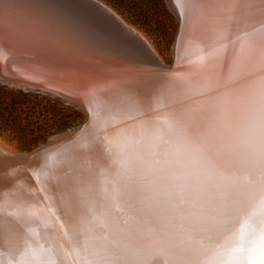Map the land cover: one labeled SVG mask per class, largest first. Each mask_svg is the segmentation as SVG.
I'll list each match as a JSON object with an SVG mask.
<instances>
[{
  "label": "clouds",
  "instance_id": "1",
  "mask_svg": "<svg viewBox=\"0 0 264 264\" xmlns=\"http://www.w3.org/2000/svg\"><path fill=\"white\" fill-rule=\"evenodd\" d=\"M55 4L0 0V72L62 77L83 111L54 155L0 139V249L21 264L29 240L54 246L48 264H247L235 249L264 235V0H194L166 71L128 63ZM133 75L146 87L128 114Z\"/></svg>",
  "mask_w": 264,
  "mask_h": 264
},
{
  "label": "snow or ice",
  "instance_id": "2",
  "mask_svg": "<svg viewBox=\"0 0 264 264\" xmlns=\"http://www.w3.org/2000/svg\"><path fill=\"white\" fill-rule=\"evenodd\" d=\"M229 2H236V0H229ZM178 6L183 8V21L186 16L190 15V11L194 6V0H176ZM55 7L66 15L75 18L88 28L104 42L118 50L128 63L149 70L156 68H163L165 71L170 65H160L154 54L151 53L146 43L142 42V38L132 39L129 35L115 24L107 16L95 13L89 6L88 0H56ZM185 27L183 35L181 36L180 45L183 55L178 58V63L182 61L186 54V39ZM3 55V54H0ZM24 79L39 82L38 77H23ZM6 85L15 84V81L5 80ZM19 87V85H17ZM96 87L107 90L112 87L109 82H102ZM146 87V82L139 76H130L120 85L119 88V107L125 113L135 114L140 111L141 104L139 96L141 91ZM28 91L27 88L23 89ZM74 107V105H70ZM101 115L104 114L103 108H100ZM49 141L44 147L36 151V156L40 157L44 153L54 155L60 144L54 149H49ZM33 159V157H30ZM19 173V168L13 166L8 169L10 176H16ZM246 236V226H242L241 240ZM237 252H244L247 256V264H264V235L255 243L248 244L246 247L240 246L235 249ZM25 253L30 258V264H48L50 257H55V249L52 244L38 245L29 240ZM0 264H21L19 255L13 249H0ZM53 264L55 262L53 261Z\"/></svg>",
  "mask_w": 264,
  "mask_h": 264
},
{
  "label": "rangeland",
  "instance_id": "3",
  "mask_svg": "<svg viewBox=\"0 0 264 264\" xmlns=\"http://www.w3.org/2000/svg\"><path fill=\"white\" fill-rule=\"evenodd\" d=\"M88 4L95 13L107 16L115 24L116 20H118L124 26L137 30V32L139 31L138 33H141L155 49V51L159 53L158 55H160L163 59V62L165 61L164 63L168 65L172 63V46L178 33L179 20L171 11L170 7H168L169 5H167V0H88ZM101 4L113 10L121 18V20L123 19L122 21L124 22L119 20L114 14H111L109 10L107 11V9ZM129 37L136 39L131 35H129ZM143 41L146 43L145 40ZM44 97L58 103L57 106H53L48 105L47 102H43L42 107H45V111H57L61 114V116L65 114L66 116L73 118L76 116L74 112H77V114H79V118H75V123L82 122L83 113L79 110L52 97ZM67 129H69V127ZM67 129L54 133L51 136L65 132ZM51 136H49L46 140H48ZM0 139L7 140L9 142L17 141L19 146L26 152L39 147L46 141H41L34 147L27 149L24 148L25 145H23L18 139H13L5 134L0 135Z\"/></svg>",
  "mask_w": 264,
  "mask_h": 264
},
{
  "label": "trees",
  "instance_id": "4",
  "mask_svg": "<svg viewBox=\"0 0 264 264\" xmlns=\"http://www.w3.org/2000/svg\"><path fill=\"white\" fill-rule=\"evenodd\" d=\"M43 102L58 105L47 97L0 83V135L18 139L24 148L30 149L52 134L64 131L79 118L77 112H74L75 119L65 114L61 116L57 111H45Z\"/></svg>",
  "mask_w": 264,
  "mask_h": 264
},
{
  "label": "water",
  "instance_id": "5",
  "mask_svg": "<svg viewBox=\"0 0 264 264\" xmlns=\"http://www.w3.org/2000/svg\"><path fill=\"white\" fill-rule=\"evenodd\" d=\"M178 35L175 38V41L172 46V53H173V47H175V44L177 42ZM178 63V59H173L172 63L169 64L170 66H175ZM39 78V82H34L31 80L24 79L23 77L16 76L11 71L9 72H0V83L17 90H21L25 93H31V94H37V95H44L48 97H52L58 101H61L67 105H74V108L79 110L83 113L81 109V103L77 96H75L71 91L72 85L67 83L64 78L62 77H56V78H47L43 75L37 76ZM5 80H12L15 81V84L12 85H6L4 83ZM19 85V87L17 86ZM27 88L28 91H24L23 89ZM63 133V132H62ZM61 134V133H60ZM49 141L51 143L49 144V149L54 150L59 144H60V135H53L48 140H46L43 144H41L39 147L29 151L32 153L33 160L39 159L37 157L36 151L42 147H44ZM6 191V190H5ZM0 194H3V192H0Z\"/></svg>",
  "mask_w": 264,
  "mask_h": 264
},
{
  "label": "bare ground",
  "instance_id": "6",
  "mask_svg": "<svg viewBox=\"0 0 264 264\" xmlns=\"http://www.w3.org/2000/svg\"><path fill=\"white\" fill-rule=\"evenodd\" d=\"M167 3H168L167 5H169L168 7H170L171 11L175 14V16L177 17V19L179 20V29H178V33H177L178 38H177V42L175 44V47H173V53H172L173 54V59L174 58L175 59H178L179 57H181L183 55V52H182V49H181V45H180L181 36L183 35V31H184V26H183V9H181V8L178 7V4L176 3V0H167ZM101 5L104 6L103 4H101ZM104 7L107 9V11L109 10L111 12V14H114L119 20H121V18L113 10L109 9L106 6H104ZM122 22H124V21H122ZM116 24L119 27H121L126 33H128L131 36H133L134 38H136V39L137 38H143V40H145L146 43L150 46L149 47L146 44L147 47L150 49L151 53L154 54L156 58H158L160 61L163 62V59L160 57V55H158L159 53H157L155 51V49L150 45V43L146 40V38L141 33H138L139 31L137 32V30H133L130 27L124 26L118 20H116ZM143 40H142V42H144ZM7 186H8L7 185V181L0 182V192H4L6 190V188H7ZM67 251H68V248H67V246H65V252H67ZM146 259L149 261V264H151V261L153 260V257L147 256ZM64 264H72V258H70L69 256L66 255L64 257Z\"/></svg>",
  "mask_w": 264,
  "mask_h": 264
}]
</instances>
